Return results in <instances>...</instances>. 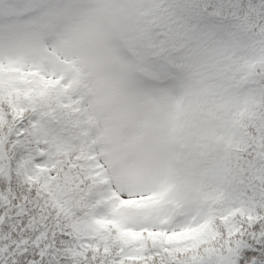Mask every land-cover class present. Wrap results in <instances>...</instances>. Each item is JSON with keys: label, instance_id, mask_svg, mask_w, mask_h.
I'll use <instances>...</instances> for the list:
<instances>
[{"label": "snow or ice", "instance_id": "snow-or-ice-1", "mask_svg": "<svg viewBox=\"0 0 264 264\" xmlns=\"http://www.w3.org/2000/svg\"><path fill=\"white\" fill-rule=\"evenodd\" d=\"M98 10L128 63L185 48L159 0H40L0 19V264H264V0L169 62L197 65L230 108L201 113L220 138L163 178L134 111L99 110L78 15Z\"/></svg>", "mask_w": 264, "mask_h": 264}, {"label": "rangeland", "instance_id": "rangeland-1", "mask_svg": "<svg viewBox=\"0 0 264 264\" xmlns=\"http://www.w3.org/2000/svg\"><path fill=\"white\" fill-rule=\"evenodd\" d=\"M37 2L40 0H0V19L22 15L23 6ZM78 15L82 17L81 43L92 56L98 74L96 87L102 116L107 119L133 110L148 133L145 167L156 178L171 175L168 171L176 164V131L185 91L180 80L186 78L180 79L183 76L178 73L152 79V69L144 64L145 59L128 63L120 52L118 24L107 10ZM194 32L196 29L192 30L193 36H202V32ZM182 73L191 74L188 70ZM144 80L151 85L145 86Z\"/></svg>", "mask_w": 264, "mask_h": 264}, {"label": "trees", "instance_id": "trees-1", "mask_svg": "<svg viewBox=\"0 0 264 264\" xmlns=\"http://www.w3.org/2000/svg\"><path fill=\"white\" fill-rule=\"evenodd\" d=\"M159 2L170 6L173 13L164 15L161 19L162 26L171 34L177 35L175 43L184 44L185 48L181 51L168 48L151 61L145 59L144 64L152 69V79L178 73L184 76L182 72L186 70L191 73L184 76L186 78L185 91L177 126L178 151L174 175H179L191 164L189 157L197 150L198 145L203 147L208 141H216L220 138L214 130L201 128V113L210 109L214 115L227 112L230 103L227 100L212 97V82L206 78L197 65L185 62L174 69L169 62H184L185 57L182 52L188 51L191 47L203 45L209 39L211 32H221L224 22L234 16L235 8L241 0H159ZM248 2L259 4L261 0H248ZM193 29H196L194 33L202 32V36L199 38L193 36ZM179 149H184V151Z\"/></svg>", "mask_w": 264, "mask_h": 264}]
</instances>
